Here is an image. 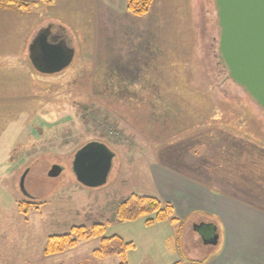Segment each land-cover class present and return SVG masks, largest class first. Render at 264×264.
Returning <instances> with one entry per match:
<instances>
[{"label":"rangeland","instance_id":"1","mask_svg":"<svg viewBox=\"0 0 264 264\" xmlns=\"http://www.w3.org/2000/svg\"><path fill=\"white\" fill-rule=\"evenodd\" d=\"M19 2L25 6L0 7V264H120L119 256L97 254L102 238L114 235L134 243L129 264H226L222 241L208 242L212 230L196 231L195 218H180L183 228L116 216L132 194L172 196L164 193L167 178L160 181L168 166L201 178L202 161L223 140L233 165H246L247 155L236 160L237 143L264 149V112L243 97L219 58L215 0H154L142 16L127 9V0L104 1L99 16L93 0ZM49 21L67 28L75 55L62 72L42 74L31 68L29 47ZM236 110L247 112L248 126L243 120L234 127ZM92 141L116 153L108 182L96 188L79 183L72 168L76 152ZM193 143L198 156L185 153ZM55 164L64 170L50 177ZM27 169L26 190L37 197L29 212L19 185ZM222 169L230 182H243V203L263 212L264 187ZM225 183L211 187L225 192ZM201 213L196 218L208 219ZM98 223L106 226L102 237L45 254L51 236Z\"/></svg>","mask_w":264,"mask_h":264},{"label":"crops","instance_id":"2","mask_svg":"<svg viewBox=\"0 0 264 264\" xmlns=\"http://www.w3.org/2000/svg\"><path fill=\"white\" fill-rule=\"evenodd\" d=\"M104 1L107 0H93L92 3H94L93 8L95 10V15L98 14L99 16L101 10H107ZM121 2L123 4L125 0H121ZM3 10L6 11L7 9ZM53 23V21L46 22L42 25L41 29L47 27L52 28V30L56 29L61 37L70 42V34L67 28L64 26L62 27L59 24L60 22H56L58 25H54ZM37 33L38 32L33 34L32 40L35 39ZM2 48L3 46L0 44V50ZM107 58L111 59L113 57L110 56ZM96 64L98 63L96 62ZM192 137L193 136H190L189 140H191ZM234 137L242 139L238 135ZM192 141H195L194 138ZM223 141H225V144L219 150H217L215 153H211L209 158H206V153V159L202 161V166H204V168L207 170L200 171L199 173L203 178L205 177L210 182H204L202 177L196 178L190 174L183 173L182 171L176 170L175 172L173 171L175 170L173 167L168 166V168H171V170H165L163 173L167 176H160V181L164 182L167 178V180L164 182L166 184L163 188L164 193L172 194V196L164 195L165 197H161V199L174 205L175 214L178 215L179 218H185L188 220L195 218L194 221H196V223L194 224L197 225H199L202 221H205L201 223L202 225L200 227L197 225L194 227L196 231H201L204 228H210L213 231L215 227L218 229V232L220 231L217 240L218 242L222 241L224 245L223 255L221 257L224 263L264 264V211L262 212L248 204L246 205L243 203L242 200L244 199L241 198V195L243 194L239 192L240 189L243 190V182L241 184L239 179H234L230 182V179L227 180L225 177V172L222 168L228 167L231 169L232 167L235 169L237 168V165L235 163L233 165V162L231 163L229 161L230 149L227 147V141ZM193 144L194 145L191 148L188 146L185 147L186 154L196 155V153H199V150L196 147L197 143ZM207 145L208 143L203 141V146L206 147ZM237 155L238 157L236 160L245 159V154L241 155L239 152ZM224 163L227 166H223L225 165ZM198 168L203 167L200 166ZM236 171L239 174V171ZM193 175L196 174L194 173ZM225 182H229L231 185L230 186L228 184L229 186L227 188H231L228 189L229 191L226 189H223L225 192H219L217 190L214 191L213 187H211L213 184L221 188L226 187L227 183ZM258 183H262L260 185H264V182L259 181ZM254 186H257L258 190L264 187L259 186V184ZM235 191L237 193H234ZM201 212H203L204 216L208 219L196 218L197 216L203 215ZM182 233L183 232L181 229L180 233L178 234V243L182 240ZM221 234L223 237L220 238ZM179 239L181 240L179 241Z\"/></svg>","mask_w":264,"mask_h":264},{"label":"water","instance_id":"3","mask_svg":"<svg viewBox=\"0 0 264 264\" xmlns=\"http://www.w3.org/2000/svg\"><path fill=\"white\" fill-rule=\"evenodd\" d=\"M218 16L219 58L228 77L240 86L264 111V0H215ZM59 40V39H58ZM61 39L50 43L42 35L39 43L43 55L40 72L54 74L68 67L75 52ZM34 48V44L32 45ZM31 48V49H32ZM116 153L106 144L92 141L81 147L73 160L77 181L96 188L107 183ZM63 166L55 164L48 175L58 177ZM27 169L20 179V189L26 190ZM210 243H217L218 229Z\"/></svg>","mask_w":264,"mask_h":264},{"label":"trees","instance_id":"4","mask_svg":"<svg viewBox=\"0 0 264 264\" xmlns=\"http://www.w3.org/2000/svg\"><path fill=\"white\" fill-rule=\"evenodd\" d=\"M19 1L20 0H0V7L8 10L10 6H16L18 8H21V6L23 5L25 6L24 2ZM153 2L154 0H127V9L136 16H142L150 11ZM222 67L224 68L223 64ZM43 89H41V87L38 88V95H41ZM243 97L248 98V101L254 103L256 107L260 108L246 92L244 93ZM236 111L237 113L234 117V127H238L239 124H242L241 121L243 120V125L245 123V126H248L249 118L247 116V112L245 110ZM48 113L53 115L52 110ZM237 144L239 145L238 148L240 149H237L236 151L238 153L240 152L241 155H247V158L245 159V164L250 168V170L246 169V165L237 164V168H235L234 171L238 170L241 173L240 175H242L243 179L247 181L250 185L259 184V181L264 182V150L260 146H258L260 148L255 146L251 147V144H245L241 142ZM252 144L257 145L255 143ZM230 162L232 163V160H230ZM258 166L261 167V171L263 172V174L261 173V176L257 173ZM231 170L233 171L232 167ZM32 207L37 206L36 204H34ZM116 216L120 221H135L141 217L146 216L147 219L145 220V223L148 226H152L156 223L165 221L181 223V219L175 214V208L172 203L151 195H130L129 197L120 202ZM181 225L183 224L181 223ZM181 229L182 228L179 229L178 234L180 233ZM105 231L106 226L102 223L95 224L91 229H88L86 226L73 227L71 233L57 234L51 236L47 242L45 254L51 255L61 253L65 251L66 248L76 247L80 240L91 239L93 237H102L105 234ZM133 248V242L125 241L122 237L114 235L112 237L102 238L100 248L97 250V254L100 257L119 256L122 259L120 264H129L126 259V254ZM174 264L184 263L181 261H177Z\"/></svg>","mask_w":264,"mask_h":264},{"label":"flooded vegetation","instance_id":"5","mask_svg":"<svg viewBox=\"0 0 264 264\" xmlns=\"http://www.w3.org/2000/svg\"><path fill=\"white\" fill-rule=\"evenodd\" d=\"M42 35H46L47 40L50 43L58 42L61 39H65L58 34V31L56 29L52 30V28H50V27L43 28L42 30H40L36 34V36H35L36 40L34 42V48L30 49V53H29V60L31 63V68H33L36 72H39L41 66L43 65V55H42L43 53L41 51V48H39V43H40V39H41ZM64 41L67 43V48H70L71 47L70 43L66 40H64ZM28 193L29 194H24L25 197L28 198V200H26L27 202H22V203H25L24 205H26V210H25L26 212H29L34 208V207H32L34 205L32 201L37 198L36 195L32 194L31 192H28Z\"/></svg>","mask_w":264,"mask_h":264}]
</instances>
